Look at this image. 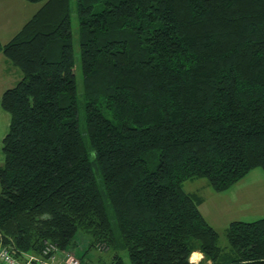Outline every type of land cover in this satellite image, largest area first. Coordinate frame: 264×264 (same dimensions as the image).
Returning a JSON list of instances; mask_svg holds the SVG:
<instances>
[{
    "label": "trees",
    "instance_id": "1",
    "mask_svg": "<svg viewBox=\"0 0 264 264\" xmlns=\"http://www.w3.org/2000/svg\"><path fill=\"white\" fill-rule=\"evenodd\" d=\"M25 1L41 5L0 43L21 73L0 99V246L71 252L81 230L109 264H264V217L231 221L220 247L183 188L264 172V0H76L88 150L69 0Z\"/></svg>",
    "mask_w": 264,
    "mask_h": 264
},
{
    "label": "rangeland",
    "instance_id": "2",
    "mask_svg": "<svg viewBox=\"0 0 264 264\" xmlns=\"http://www.w3.org/2000/svg\"><path fill=\"white\" fill-rule=\"evenodd\" d=\"M41 3H34V9L39 7ZM69 14L72 35V46L74 53V74L77 87V103H78V127L82 135V140L86 149H89L88 137L84 133V105L82 97V83L80 72V54L78 45V21L76 16V0H69ZM154 160L149 157V165L151 168L155 166ZM96 184L102 192L105 210L112 228L115 230V222L112 216V210L108 200L104 194L99 172L93 167ZM201 186V187H200ZM185 191L196 192L204 199V203L199 206V211L206 221L218 233V245L226 246L224 230L231 221H253L264 217V172L261 169L252 170L240 182L232 187L230 192L215 193L207 185L204 179L188 180L184 182ZM76 245L71 252L76 257L82 258L87 264H109L112 260L114 251L109 247L106 251L98 250L91 247L90 239L87 234L78 230L75 235ZM123 264H130L124 250L117 251ZM190 261H200L198 255L192 253Z\"/></svg>",
    "mask_w": 264,
    "mask_h": 264
},
{
    "label": "crops",
    "instance_id": "3",
    "mask_svg": "<svg viewBox=\"0 0 264 264\" xmlns=\"http://www.w3.org/2000/svg\"><path fill=\"white\" fill-rule=\"evenodd\" d=\"M38 8L39 7L34 9V3L25 0H0V43L3 44L8 42ZM20 77L21 73L19 69L13 66L0 52V99L2 93L6 89L14 86ZM9 120V114L0 106V165L4 158L1 151V142L7 132ZM229 190L228 192H230ZM187 192L193 193L190 191ZM202 203H204V199H202L201 204ZM193 253H195L196 256L198 255L197 259L200 260L202 258L199 252L195 251Z\"/></svg>",
    "mask_w": 264,
    "mask_h": 264
},
{
    "label": "built area",
    "instance_id": "4",
    "mask_svg": "<svg viewBox=\"0 0 264 264\" xmlns=\"http://www.w3.org/2000/svg\"><path fill=\"white\" fill-rule=\"evenodd\" d=\"M0 264H81L72 252L60 249L56 243L44 240L39 252L32 253L0 246Z\"/></svg>",
    "mask_w": 264,
    "mask_h": 264
}]
</instances>
